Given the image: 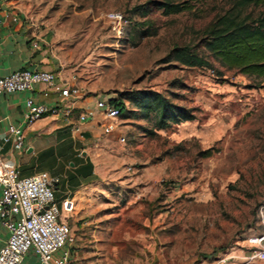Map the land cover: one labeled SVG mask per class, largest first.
Here are the masks:
<instances>
[{
  "label": "rangeland",
  "instance_id": "1",
  "mask_svg": "<svg viewBox=\"0 0 264 264\" xmlns=\"http://www.w3.org/2000/svg\"><path fill=\"white\" fill-rule=\"evenodd\" d=\"M12 1L86 96L126 106L103 118L95 138L101 186L119 216L92 258L209 264L241 254L264 264L249 259L248 242L264 228V80L221 66L201 44L231 0H189L190 9L170 15L153 0ZM176 47L213 66L182 64ZM132 90L159 92L196 118L159 128L160 113L131 101Z\"/></svg>",
  "mask_w": 264,
  "mask_h": 264
},
{
  "label": "crops",
  "instance_id": "2",
  "mask_svg": "<svg viewBox=\"0 0 264 264\" xmlns=\"http://www.w3.org/2000/svg\"><path fill=\"white\" fill-rule=\"evenodd\" d=\"M36 24L26 18L12 0H0V76L22 68L49 70L56 72L62 83L77 85L84 91L82 85L72 80L73 73L64 68L55 51L50 49L48 38L45 40L38 34ZM34 43H38V47H34ZM46 90L47 85L40 83L33 91L0 95V157L14 161L23 177L46 171L59 178L55 186L56 199L61 203L70 197L74 202L73 210L62 214L75 236L71 247L73 260L77 264H101L100 259L92 258L91 250L105 248L106 235L113 231V221L119 216L118 203L101 186L102 168L93 150L104 116L96 107L98 99L82 91L81 96L68 100L73 107L71 115L51 113L31 124L24 123L27 98L32 97L49 107L60 104L59 90L50 91L47 96L44 95ZM82 114L87 117L81 119ZM11 124L23 128L25 143L21 151L16 150L12 142L3 140ZM105 193L111 197H106ZM7 238L8 231L0 220V248ZM235 256L238 258L234 262L223 257L209 264H251L242 261L241 254ZM21 264L41 262L38 255L29 252ZM156 264L164 262L158 260Z\"/></svg>",
  "mask_w": 264,
  "mask_h": 264
},
{
  "label": "built area",
  "instance_id": "3",
  "mask_svg": "<svg viewBox=\"0 0 264 264\" xmlns=\"http://www.w3.org/2000/svg\"><path fill=\"white\" fill-rule=\"evenodd\" d=\"M34 47H38V43H34ZM40 83L47 85L46 96L50 91L59 90L60 104L49 107L29 97L25 101L23 122L31 124L51 113L71 115L73 107L68 100L81 96L82 89L62 83L54 71L22 68L0 76V95L33 91ZM96 107L106 119H116L120 115L118 107L108 99H98ZM86 117L81 115V119ZM24 137L23 128L11 124L3 140L12 142L13 147L21 151ZM58 182V177L46 171L23 177L14 161L0 157V220L8 231V238L0 248V264H21L29 252L38 255L41 264H77L71 248L75 236L62 219L63 212L73 210L74 202L66 197L59 203L55 195ZM248 242L252 247L249 259L264 261V228L252 234Z\"/></svg>",
  "mask_w": 264,
  "mask_h": 264
},
{
  "label": "trees",
  "instance_id": "4",
  "mask_svg": "<svg viewBox=\"0 0 264 264\" xmlns=\"http://www.w3.org/2000/svg\"><path fill=\"white\" fill-rule=\"evenodd\" d=\"M166 15L176 14L191 8L189 0H153L151 2ZM144 14L147 10L143 11ZM201 44L227 69H236L255 80H264V0H231L224 12L218 14L206 27ZM175 58L189 67H212L207 57L193 52L189 47H176ZM220 75L222 71H218ZM131 101L146 112L160 113L159 128L169 122L179 124L194 120L193 110L174 104L168 97L156 91L132 90ZM109 101L124 113L126 106L122 98Z\"/></svg>",
  "mask_w": 264,
  "mask_h": 264
}]
</instances>
